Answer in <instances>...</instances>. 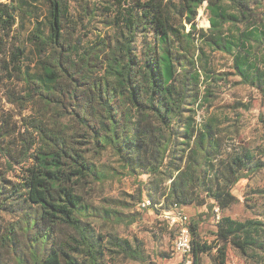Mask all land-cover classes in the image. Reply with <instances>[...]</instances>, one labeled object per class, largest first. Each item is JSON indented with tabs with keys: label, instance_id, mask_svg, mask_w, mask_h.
Listing matches in <instances>:
<instances>
[{
	"label": "trees",
	"instance_id": "16d2710c",
	"mask_svg": "<svg viewBox=\"0 0 264 264\" xmlns=\"http://www.w3.org/2000/svg\"><path fill=\"white\" fill-rule=\"evenodd\" d=\"M72 2L0 0V104L19 114L0 106V256L143 263L140 247L98 232L92 220L127 217L94 207L85 192L128 177L138 182V201L161 213H223L237 202L235 186L264 170V137L254 148L238 144L239 111L250 105L218 101L234 76L264 93V0H113L91 41L82 24L96 12L75 15ZM200 9L208 30L198 26ZM215 54L232 61L230 70L218 68ZM201 222L189 225L193 264L214 248L225 264L227 244L264 264L263 220L223 216L215 244L203 241Z\"/></svg>",
	"mask_w": 264,
	"mask_h": 264
},
{
	"label": "rangeland",
	"instance_id": "374dc122",
	"mask_svg": "<svg viewBox=\"0 0 264 264\" xmlns=\"http://www.w3.org/2000/svg\"><path fill=\"white\" fill-rule=\"evenodd\" d=\"M7 0H3L6 2ZM113 1V0H112ZM111 0H73L72 13L85 16L84 9L89 7L94 9L96 17L89 21L91 17L84 19V24L90 35L87 41L95 38L100 31H104L105 22L110 18L107 6L113 4ZM199 28L208 30L210 24L204 9L199 10L197 18ZM32 23L29 20L19 26L22 37L30 32ZM138 50L142 45L137 44ZM30 61L35 62V56L30 52ZM215 63L218 68L230 70L232 61L221 54H215ZM240 78L231 77L230 83L224 87L219 97L221 105L241 102L250 105V110L239 111L243 114L242 123L244 131L241 134L238 144L242 143L254 148L263 144L264 137V93L245 85L239 84ZM2 99V89L0 88ZM2 108L12 114L15 120L19 119L18 110L5 104L2 100ZM262 116V119H261ZM1 159V158H0ZM105 161V159H104ZM138 182L132 178H122L108 181L103 184H95L85 192L86 201L100 210H111L127 217L125 223H116L113 220L104 218H93V224L98 232L104 235H114L119 238L128 239L133 246L141 248L145 261L143 263L131 261L124 257L110 258L106 256L107 264H181V257L173 250V245L177 237V230L171 227L163 216V213L152 209H142L138 201ZM237 202L225 212L210 214L205 208L195 209L194 207L183 208V211L192 218H201V237L208 243H216L217 225L223 216L230 217L236 221L246 220L264 221V170L253 175L250 179L240 181L233 190ZM202 216V217H200ZM6 220H10L5 216ZM223 246V243H220ZM225 264H256L255 255H244L235 249L231 244H227ZM24 257L27 256L25 245L21 248ZM203 264H221L219 252L214 248L210 253L202 257ZM0 264H17V259L8 251H3L0 256Z\"/></svg>",
	"mask_w": 264,
	"mask_h": 264
},
{
	"label": "built area",
	"instance_id": "2783aa9c",
	"mask_svg": "<svg viewBox=\"0 0 264 264\" xmlns=\"http://www.w3.org/2000/svg\"><path fill=\"white\" fill-rule=\"evenodd\" d=\"M142 209H148L151 201L148 199L140 202ZM215 212L219 213V209ZM163 216L171 227L177 230V237L173 245L174 252L181 257V264H193V243L190 231V220L185 212L180 208L163 212Z\"/></svg>",
	"mask_w": 264,
	"mask_h": 264
}]
</instances>
